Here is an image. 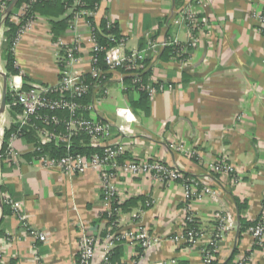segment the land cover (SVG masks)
Wrapping results in <instances>:
<instances>
[{"label": "crops", "instance_id": "crops-1", "mask_svg": "<svg viewBox=\"0 0 264 264\" xmlns=\"http://www.w3.org/2000/svg\"><path fill=\"white\" fill-rule=\"evenodd\" d=\"M190 2L100 0L96 26L100 28L109 16L127 40V49L145 52L150 83L157 94L150 99L149 115H144L131 106L127 76L112 72L104 86L107 91L93 90L90 104L94 109L88 117L111 124L112 141L118 140L120 119L116 112L130 108L137 118L133 128L138 140L127 156L161 160L197 182L190 188L182 181L159 185L127 175L119 180V192L126 198L119 218L126 227L134 225L133 214L146 208L147 200L153 202L141 220L157 245L141 259L144 264H204L200 248L172 242L186 231L187 207L208 236L215 231L217 214L232 221V229L220 242L216 264L231 259L236 264L243 254L249 256L248 264H264V246L257 247L247 230L241 231V222L259 219L264 201V36L253 17L262 10L264 0H204L209 26L194 37L188 28L174 24ZM70 16L71 9L59 16L42 13L23 36L14 50L19 86H24V78L30 87L59 84L63 58L59 42L67 47L80 44L71 70L81 77L91 75L93 33L85 21H70L59 35L53 31V22ZM168 40L180 42L186 48L185 56L166 50L163 43ZM5 44L0 41L2 93L7 77L2 54ZM131 95L134 100L139 98L136 91ZM7 117L10 129L12 117ZM33 146L24 139L15 142L20 160L12 166L4 163L1 195L17 202L30 227L49 239L35 243L11 210L5 215L0 207V249L5 250L1 264H35L31 256L34 245L45 264H77L82 230L98 234L104 227L98 219L104 204L99 175L91 170L84 174L47 170L30 161ZM84 147L100 148L96 144ZM223 161L232 171L213 174V168ZM202 181H207L215 194L203 193ZM120 252V262L135 259L127 244Z\"/></svg>", "mask_w": 264, "mask_h": 264}, {"label": "built area", "instance_id": "built-area-1", "mask_svg": "<svg viewBox=\"0 0 264 264\" xmlns=\"http://www.w3.org/2000/svg\"><path fill=\"white\" fill-rule=\"evenodd\" d=\"M48 1V0H40ZM10 2L0 0V41H5V33L9 28L5 25V21L9 16L7 9ZM37 0H29L19 8H14L10 14V22L18 27V31L14 40V49L19 44L23 36L29 33L39 15L32 14V6ZM83 4L81 0H75L74 9ZM205 8L204 0H192L181 12H179L174 20L177 27H186L190 34L201 33L208 29L209 21L203 13ZM100 5L94 8H86L73 11V22L85 21V23L93 30L92 20L95 22ZM257 28L260 34L264 36V4L259 13L254 14ZM115 24L110 20L108 27ZM98 29V28H97ZM63 58L60 59L62 73L59 84L56 87H48L41 84H33L29 90L23 91V86H16L12 78L8 79V87L15 92L16 100L11 105L6 106L4 114H0V174H1V150L5 131L7 130V115L13 108H20L21 113L16 117H12V126H18V133L14 134L10 139L7 151L5 153L4 163L12 166L17 165L20 160V153L15 147V142L21 138L20 131L23 128L32 127L38 133L39 146L35 147L32 153H37L35 163L50 171H60L65 174H84L88 171H95L101 181V190L104 198L102 212L98 219L103 220L104 227L98 229V234L90 233L82 230L79 241V252L77 264H113L112 255L114 250L122 245H129L132 252H135V259L118 262L116 264H144L142 262L146 255L155 250L157 240L151 233V230L142 222V216L153 206L151 200H147L146 208H141L133 214L132 219L134 225L126 227L120 221L119 215L121 208L125 204V196H121L118 184L121 177L128 176L135 180L139 178H148L152 183L159 185H168L176 182H184L186 186L197 185L196 180L189 179L169 164L153 159L150 157L139 158L132 157L130 160L121 162L128 154L131 146L136 144L138 140L135 135L133 126L137 123V118L130 108H119L116 112L120 119L117 128L118 140H113V128L111 124L104 121L87 117V113L93 111L92 104L85 105L82 99L90 92L92 85L84 80L83 77L75 75L72 67L77 60V54L80 52V44L75 43L70 47L59 42ZM163 47H174L176 56L182 58L186 54V48L177 40H168L163 43ZM100 50L93 36L92 48V70L91 76L97 81L95 88H103L105 86L104 75L112 72H129L135 79L136 84H142L141 72L148 70L145 64L146 55L143 51L127 49V40L123 39L116 46L108 49L104 61L107 70L97 67L98 58L95 53ZM124 73V72H123ZM142 90L147 92L150 99L157 94L155 87L143 84ZM56 93H60L59 97H54ZM2 90H0V104L2 100ZM7 113V115H6ZM66 114L67 118H61L58 114ZM60 128H63L61 130ZM86 137L89 145H99L100 152L83 156L72 152L74 138ZM61 143L65 146L67 154L62 158H52L43 154V147L53 143ZM232 169L225 161L213 168V174L220 175L231 172ZM203 193L215 194L209 183L202 181ZM1 186V185H0ZM3 199V198H2ZM3 202L11 209L13 218L17 220L25 229L26 234L34 240V242L47 243L48 235L44 232L37 231L30 227L27 216L23 213L21 206L12 198H5ZM185 211L186 231L183 235L172 238L175 245L184 244L189 249L200 248L204 264H214L219 254L220 242L225 238L232 229V221L217 214L215 219L217 225L212 235L208 236L198 227L190 226L196 219L194 214ZM249 236L253 238L255 245L259 248L264 246V201L261 215L255 226L247 230ZM36 245L33 246L31 256L35 264H45L44 260L37 256ZM140 250L142 253H140ZM5 250L0 249V264L4 258ZM249 256L243 254L239 256L236 264H248ZM171 264H175L172 261Z\"/></svg>", "mask_w": 264, "mask_h": 264}, {"label": "trees", "instance_id": "trees-1", "mask_svg": "<svg viewBox=\"0 0 264 264\" xmlns=\"http://www.w3.org/2000/svg\"><path fill=\"white\" fill-rule=\"evenodd\" d=\"M7 2H10L11 0H6ZM29 2V0H20L19 3L16 5L17 8H19L20 6H22L24 3ZM74 3L75 0H48V1H40L37 0V2L32 6L31 9V13L29 15L32 14H37V15H41L42 13L44 14H55V16H59L62 15L63 13H65V11H67V9H71V16L68 17L67 19H64L62 21L59 22H53V31L55 34L59 35L60 32L62 30L66 29V26L68 25V23L71 21L73 22V11H79L82 10L84 8L89 7V8H94V6H96L97 4L100 5V0H81V3L83 4L80 7H76L74 9ZM15 7V8H16ZM12 14V13H11ZM111 18L109 16H105V18L102 20L101 24H100V28L97 27L96 28V24L95 22L92 20V25L93 27H95L96 29L93 30V36L96 40V44L98 45V47L100 48V50L95 53L96 57L98 58V63H97V67H99L102 70H107L106 67V63L104 61L105 55H106V51L114 46H116L117 44H119L120 41H122L123 39H125L122 34L121 31L118 27V24L115 22V24H111L108 27V23L110 22ZM5 25L9 28V31L5 33V49L3 51V58L5 59L6 63H7V78L10 79L13 76L19 75L20 71L19 69L16 67V63H15V56H14V40L18 31V27L10 22V15L9 18L6 19L5 21ZM166 50H170L173 55H177L176 54V50L174 47H164ZM145 64L148 65V61L147 58L145 60ZM124 74L127 76L126 80H125V84L129 87L130 91V101H131V106L133 107L134 110L138 109L141 112H143L144 115H149V111H150V98L147 92L142 90V86L143 84L145 85H150V86H155L152 85L150 83V77H151V73L149 70H146L145 72H141V80H142V84H136L134 82L135 77L129 73V72H125L123 71ZM84 80H86L88 83H90L92 85L90 92L82 99V103L85 105H90L91 102V98H92V93L93 90L95 89V86L97 85V81H95L91 75H87L85 77H83ZM26 80V82L24 83L23 86V91H27L30 89V84H29V80L24 78ZM108 79V75H104L103 76V80H105V82ZM136 91L139 94V98L137 100H134L132 98L131 92ZM15 92L11 91L10 86L8 87V92H7V105H11L13 104V102L16 100V96H15ZM54 97H59L60 93H56L55 95H53ZM21 109L20 108H13L10 112V115L12 117H16L17 114L21 113ZM62 113H59L58 115L61 116V118H67V115L65 114L64 117H62L61 115ZM87 117L89 116V114H86ZM61 130H63V128H60ZM19 131V127L18 126H12L10 129H7L5 131V136H4V141H3V147L1 150V155L2 157V161H1V167L3 168L4 166V160H5V153L7 151L10 139L12 138V136L16 133H18ZM21 134V138L20 139H24L25 141H27L30 144H33L34 148L39 146V139H38V133L35 129H33L32 127H27V128H23L20 131ZM89 140L85 137L82 138H74L73 139V145H72V152L75 154H80L83 156H89L95 153L100 152V149H95V148H88V147H84V144H88ZM43 154L47 155L49 157L52 158H62L67 154V150L65 148V146L61 143H53L50 145H46L43 147ZM37 157V153H31L30 156V161L35 162V158ZM131 158L128 157L127 155L125 156V158H123L122 160H120L121 162H124L126 160H130ZM188 177V176H187ZM0 191L1 194L4 193V188L0 186ZM2 205L4 208V212L5 215L8 213V209H10V207L8 205H6L3 202L2 199ZM123 208H125V204L122 206ZM242 209V207H240ZM11 210V209H10ZM258 220L252 223H245V222H241L242 226H241V231H245L248 230L250 227H253L257 224ZM190 226L192 227H198V221L195 219L193 221V223L190 224ZM121 246L117 247L112 255V262L113 264H116L118 262H120V256H121ZM140 253H142V251L140 250ZM233 260L231 259L227 264H232ZM216 264V262L214 263Z\"/></svg>", "mask_w": 264, "mask_h": 264}, {"label": "water", "instance_id": "water-1", "mask_svg": "<svg viewBox=\"0 0 264 264\" xmlns=\"http://www.w3.org/2000/svg\"><path fill=\"white\" fill-rule=\"evenodd\" d=\"M20 0H12V2L10 3L8 9H7V15L9 16L12 11L14 10V8L16 7V5L19 3ZM7 92H8V79L5 75V85H4V90H3V94H2V100H1V106H0V114H4L5 110H6V106H7ZM2 195H1V191H0V207L2 208Z\"/></svg>", "mask_w": 264, "mask_h": 264}, {"label": "rangeland", "instance_id": "rangeland-1", "mask_svg": "<svg viewBox=\"0 0 264 264\" xmlns=\"http://www.w3.org/2000/svg\"><path fill=\"white\" fill-rule=\"evenodd\" d=\"M15 77H16V76H13V77H12V80L14 81V83H15L16 86H19V84H20V80H18L17 78L15 79ZM0 90H1V88H0Z\"/></svg>", "mask_w": 264, "mask_h": 264}]
</instances>
